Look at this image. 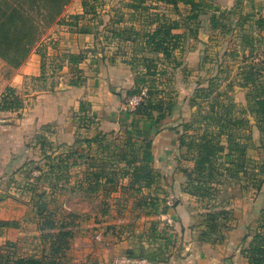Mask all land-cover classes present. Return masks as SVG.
<instances>
[{"label": "rangeland", "instance_id": "rangeland-1", "mask_svg": "<svg viewBox=\"0 0 264 264\" xmlns=\"http://www.w3.org/2000/svg\"><path fill=\"white\" fill-rule=\"evenodd\" d=\"M32 1L34 0H29L28 9L30 11L32 9L38 10V6L34 5L36 3H32ZM84 1L70 0L63 9L64 12L67 6L73 2H78L77 8L80 7L83 13H78L75 10L74 14L68 13V16H62V18L61 14L49 25H46V22L42 20L44 24L39 23V26L43 33L30 49L26 58L38 46L36 49L39 51L43 63H45L46 70H49L48 77L51 80H53L52 77L56 79L60 76L63 54L65 53L64 48H62L64 53L60 52L62 50L59 49L57 40L54 44L55 39H59L63 33L58 29L68 28V31L67 29L64 30V34L70 35V31H76V25L82 23V27H86L87 30H94V27L97 29L95 30L98 39L96 49L99 54L110 55L117 51L119 57H125L133 69L141 74L146 71L145 65L147 64L143 61L146 57L158 60L155 81L140 83L139 86L136 84L130 91L136 90L137 93L128 97L127 106L135 112L141 103L147 102L151 98L148 95V88L156 93V96L152 98H155V102L161 100L165 104H171L173 110L175 106L180 105L179 111L182 113V117L179 119V124L186 144L193 139L198 141L199 137L208 132L218 133L216 126L206 127L207 123L201 120L202 115L211 112V101L218 91H227L235 103L237 96L245 100L249 93H255L252 83H249V86L243 85L245 82L244 73H237L238 64L244 67L245 71L249 69L253 73H260L257 83L263 82L264 84V59L255 57V51L251 52L242 62L232 60L226 55L229 50L232 53V49L227 44L228 40L231 39L232 41L236 38L235 31L232 29V23L236 19V14L232 13L233 10H228L229 14L226 15L229 17V24L224 28L217 29L213 28L211 22L213 11L207 10L200 17L199 22L190 23V30L184 29L186 38L183 42V48L175 50L173 56L166 59L162 54L150 53L143 38L145 27L158 21V11H155L158 8L155 7V2L148 4V10H140L133 14L129 12L132 0H101L95 3L91 2L87 8L83 5ZM19 5V0H0V6L3 8H20ZM190 10V6L180 3L179 11L169 6L165 11L161 10V15L166 13L168 17L182 19L183 22V17L188 16ZM126 22L136 23L139 27L136 31L118 29L120 23L125 24ZM206 23H209V28L206 27ZM121 38L130 39L133 44H121ZM46 47L48 48L46 49ZM56 52L57 54H53ZM81 55V58H86L85 51ZM190 55L198 57L201 63L197 72L189 70L192 66H190V62L187 63V56ZM26 58L21 59L16 51L5 50L1 47L0 79L6 74H14ZM179 61L182 64L176 66ZM141 74H137L136 80ZM81 77L77 71H73L71 82L78 84L83 79ZM212 80L218 85L216 92L207 99L208 101L202 102L203 97H197V102L192 103V99L197 94V89L208 87ZM30 87L34 88L33 86ZM236 87L243 89L236 90ZM24 92H26L24 98L33 97V93L28 87ZM134 98L138 100V104L131 103ZM222 101L229 102L225 96ZM236 105L235 115L237 117H244L249 121L251 118H255L249 112L248 101L246 106L237 103ZM243 109L246 111L245 115L241 114ZM251 126V124L246 123L243 130L236 133L240 135L239 141L245 145L246 155L250 159L248 161L250 163H247L248 171L252 174L258 173L261 166L264 165V134L260 133L258 128L256 132L253 131L254 126ZM139 134V131L136 130L134 132L122 129L116 134H110V136L88 137L89 140L97 138L98 141L91 144L85 142L86 144L80 146L84 149L83 151L73 145L55 149V146L46 140H41L40 151L25 161L21 171L15 173L16 175L13 173L2 176L0 178V200L11 199V204L14 202L21 203L20 210L21 212L25 211V215L20 221L23 225V232L17 238V253L19 255L33 253L32 251L39 245V240L36 239L41 235L39 223L45 217L50 216L58 224H61L62 221L72 220L73 223L69 229L72 230L74 236L70 239L67 248L59 253L51 252L50 242L47 243V250L41 255L49 264H95L91 255L79 257L73 248L76 240L83 238L86 239L85 245L89 243L87 247L92 249L93 246L99 245L103 249V253H107L108 259L110 256L109 260L111 261L105 264H111L121 256H127L126 252L121 253L122 247L116 248L120 251L118 253L112 247L124 242L129 243L137 256L149 255L153 262L168 260L175 255H180L178 236L172 231L173 228L168 223L169 220H162V216L168 214L163 212L164 206L169 208L171 206L168 205L167 199V196L169 198L171 195L165 196L164 193H160L161 197L156 198L159 208L155 213L149 200L153 197L151 196V189H140V184L133 185L130 175L128 176V173L132 172L133 165L137 163V165L142 166L147 163L145 161V156H147L146 141L142 139L144 135L141 137ZM221 141L223 145L227 146L226 136L221 137ZM181 149L179 163L183 168L192 169L195 152L189 151L187 146ZM77 153L81 155H77ZM60 157L66 160L61 163V159H58ZM128 161L133 162V164L127 166ZM58 165H62V167L58 168ZM260 177L261 175L258 174L257 178ZM255 178L242 173L238 177L227 176L225 173L223 176L216 175L215 183L218 195L215 201L200 202L195 198L196 204L193 213H195L197 223L193 227L194 238L203 244L199 250L201 255L206 257L205 259L213 260L210 258L212 254H210L209 248H206V244L223 245L233 229H239L238 241H240L242 250L248 246L252 235L257 230L259 219L264 210V188L257 189L254 186L256 184ZM49 184H58L54 193L48 187ZM42 194L43 197L38 198ZM177 197L180 198V196ZM177 197L170 199L173 206L178 201ZM209 203H215L217 207H226L232 214L230 219L221 221L224 226L219 229V233L209 234L208 238L211 240H220V237L224 235L223 241L217 244L199 240L205 229L203 214L207 212L205 208L209 207ZM39 208L43 209V212L39 211ZM241 222L242 226L240 227ZM249 234L251 236L246 239V235ZM34 237L36 238L34 239ZM6 244L7 241L4 243L0 240V255L6 254V250H3ZM42 244L45 245L43 242ZM85 245L83 242V247ZM218 255L219 253L214 254L216 257ZM220 255H224V257H220L226 259L225 254L221 253Z\"/></svg>", "mask_w": 264, "mask_h": 264}, {"label": "crops", "instance_id": "crops-1", "mask_svg": "<svg viewBox=\"0 0 264 264\" xmlns=\"http://www.w3.org/2000/svg\"><path fill=\"white\" fill-rule=\"evenodd\" d=\"M215 1L223 11L234 10L236 14V19L232 23L236 38L232 41L228 40L227 44L232 49V53L229 50L226 55L232 60L242 62L251 52L255 51V57L264 59V0ZM154 2L156 3L155 7L158 8L155 10L158 11V15H161V10L165 11L166 8H169L156 0H146L145 4L136 8L132 6L135 3L132 0L129 12L135 14L140 10H148V4ZM77 5H79L78 2H73L67 6L61 18L68 16V13L74 14L75 10L78 13H83L80 7L77 8ZM206 25L209 28V23ZM82 26V23L77 24L76 31H70V35L64 34V30L68 31V28L58 29L63 33L59 39H55L54 44L57 40L59 49L62 50L60 52L64 53L62 49L64 48L65 53L63 54L60 76L56 79L52 77L53 80H51L48 77L49 70H46L45 63L36 49L38 46L14 74H6L0 79V103L9 87L16 89L24 99L22 109L13 112L0 111V178L7 174L14 173L13 175H16L15 173L21 171L25 161L40 151L41 140H46L55 146V149L73 145L83 151L84 149L80 146L86 144L85 142L89 140L88 137L110 136L122 129L139 131L141 137L144 135L142 139L146 141L147 157L151 158L156 172L153 185L147 189H151V196L156 198L161 197L160 193H164L165 196L171 195L169 198L167 196L168 205L171 206L168 214L162 216V220H169L168 223L173 228L172 231L178 236L179 252H181L180 255H175L168 260L159 262L147 260L148 263L249 264L248 259L242 253L240 241H238L239 229H233L223 245L206 244V248H209L208 250L212 254L210 258L213 260L205 259L206 257L200 253L199 247H202L203 244L194 238L193 230L197 223V218L193 213L196 199L184 192L186 177L182 172L183 167L179 163L182 150L180 148L182 131L179 124V119L182 117V113L179 111L181 106H175L174 115L166 118L161 124L156 122L158 114L141 117L131 111L127 106V93L135 87L136 76L140 72H136L137 70L133 69L125 57H119L117 51L110 55L99 54L96 49L98 39L95 30L97 29L94 27V30H87ZM157 26L158 22L145 27V33L154 31ZM138 27L136 23L129 22L118 25V29L121 31H136ZM174 32L183 33L184 29ZM120 43L129 45L133 44V41L122 39ZM84 51L86 58H81V53ZM53 54H57V52ZM71 57H77L79 60L73 63L69 59ZM228 57L227 59H229ZM187 58L189 60L187 63L190 62V66H192L189 70L197 72L201 67L198 57L190 55ZM236 70L239 74L245 71L244 67L239 64ZM73 71H77L83 78L78 84L71 82ZM26 86L33 93V97L24 98ZM29 86L34 88H29ZM235 89L243 88L236 87ZM236 103L246 106L247 98L242 100L237 96ZM256 123L255 118H251L250 124L254 126L253 131L255 130V132ZM176 197L178 204L173 206L170 199ZM15 200L17 201V199ZM10 201L11 199L0 200V221H17L20 226L18 228H0V240L4 243L6 241L17 243V238L23 232V225L20 221L25 215V211L21 212V203L11 204ZM239 226H242V222ZM85 241L84 238L77 239L73 246L79 257L91 255L95 264H105L111 261L109 260L110 256L108 259L107 253H103V249L99 245L90 249L87 247L89 243L85 245ZM83 242L85 247H83ZM112 247L115 249L122 247L121 253L132 248L127 242L115 244ZM116 250L117 253L120 252L119 249ZM216 253H219L217 257L214 256ZM221 253L225 254L226 259L220 257Z\"/></svg>", "mask_w": 264, "mask_h": 264}, {"label": "trees", "instance_id": "trees-1", "mask_svg": "<svg viewBox=\"0 0 264 264\" xmlns=\"http://www.w3.org/2000/svg\"><path fill=\"white\" fill-rule=\"evenodd\" d=\"M20 8L9 7L3 8L0 6V48L5 50L16 51L21 56V59L26 58L28 52L33 45L39 40L42 33L40 31L39 23L42 20L46 22V25L54 22L59 17L64 7L70 0H34L32 3L38 6V10H29L27 4L29 0H19ZM101 0H85L83 5L87 8L91 2H99ZM171 6L173 9L179 11V4L190 6V14L182 19H173L165 14L157 15L158 26L154 31L146 32L144 34L145 45L150 53L162 54L166 59H170L173 56V52L177 49L183 48V42L186 38V33H175V30L185 29L190 30V23L199 22V19L204 15L207 10L213 11L211 17L212 26L214 29L224 28L229 24V17L226 16L228 11H223L221 7L216 3L215 0H156ZM132 6L140 8L142 4L146 3V0H134ZM12 9V10H11ZM46 10V11H44ZM37 11V12H36ZM36 12V14H34ZM230 12V11H229ZM235 11L233 10L232 13ZM219 13V15H217ZM180 15V14H179ZM44 24V23H42ZM18 57V56H17ZM70 61L76 63L78 59L71 57ZM145 65V72L139 73L138 79L136 80L137 86L140 83H147L148 81H155L157 75L158 60L146 57L143 60ZM182 62H177L176 66H180ZM165 73V72H163ZM244 73V84L249 86V83L254 87L253 91L248 94L247 101L249 104V112L255 116L256 125L260 133L264 134V84L258 82L260 73H253L252 70H246ZM153 78V79H151ZM218 88V85L210 82L208 87H202L197 89V94L192 99V103H196V98H201L203 101L212 96ZM195 92V93H196ZM136 90L129 91V96L136 94ZM156 93L152 92L148 88V95L151 96L145 103H141L135 110V113L141 117H149L153 114H158L156 122L161 124L166 118L174 115L173 106L171 104H165L161 100L156 102L152 99ZM227 97L229 102L222 101L223 97ZM211 112L202 115V121H205L206 127H217L218 133H206L199 137V140H192L186 144L184 135L180 137V147L187 146L189 151L195 152L194 167L192 169L183 168L182 172L186 177L185 186L183 187L184 192L195 197L200 202L203 201H215L218 195V189L216 188L215 176H223L224 173L227 176L238 177L239 174L248 175L255 178L256 184L254 185L257 189L264 188V165L258 173H249L248 161L250 160L246 155V148L243 143L239 141L240 135L236 132L243 130L245 124H250L249 119L237 117L235 109L237 108L236 103L231 99L229 93L226 91H218L212 99ZM24 106V100L17 93L16 89L9 87L2 97L0 103V111H18ZM201 114V112H199ZM246 113L245 109L241 111V114ZM245 115V114H244ZM246 120V121H245ZM188 125V124H187ZM189 126V125H188ZM252 127V126H251ZM226 136L227 146L222 144L221 137ZM94 141H98L97 138L87 140L89 144ZM146 165H133L132 172L128 173L132 179V184H140L141 188H150L156 178L155 169L150 163L152 160L145 156ZM61 159V163L63 160ZM229 161V163H227ZM233 165L231 167V164ZM250 163V162H249ZM248 163V164H249ZM133 162L128 161V165ZM62 165H58V168ZM51 172V171H50ZM51 174V173H50ZM258 174L261 175L257 178ZM48 187L54 193L58 184H49ZM139 189V190H140ZM46 193V192H44ZM43 197L39 195L38 198ZM152 204L153 212H157L159 204L156 203V197L149 199ZM39 203V202H38ZM178 203H175L177 205ZM169 207L164 206L163 212L167 213ZM206 213L203 214L205 229L203 235L199 238L203 242H211L212 244L221 243L225 238L222 235L220 240H211L208 236L219 233V229L224 226L221 223L223 220H228L231 217V211L226 207H217L215 203H209V207H206ZM39 211L43 212V209L39 208ZM73 221H62L58 224L53 218L45 217L41 223H39L40 236L34 239L39 240V245L32 251L33 253L19 255L16 251L18 243L7 241L6 254L0 255V264H49V262L42 257V253L47 250V243L50 242V251L53 253H59L67 248L70 243V239L74 236L70 228ZM257 230L252 235V239L248 246L242 250L243 255L248 259L249 264H264V210L262 211L261 217L258 222ZM19 222L17 221H0V228H18ZM210 234V235H209ZM251 234L246 235V239ZM209 239V240H208ZM42 242L45 244L43 245ZM42 247V248H41ZM127 257L131 259H147L153 262L152 258L147 256H137L132 249L126 251ZM140 257V258H139ZM56 262V261H52Z\"/></svg>", "mask_w": 264, "mask_h": 264}, {"label": "built area", "instance_id": "built-area-1", "mask_svg": "<svg viewBox=\"0 0 264 264\" xmlns=\"http://www.w3.org/2000/svg\"><path fill=\"white\" fill-rule=\"evenodd\" d=\"M138 104V100L136 98L131 100V103ZM111 264H149L147 260H137L131 259L127 256H121L119 259L114 260Z\"/></svg>", "mask_w": 264, "mask_h": 264}]
</instances>
